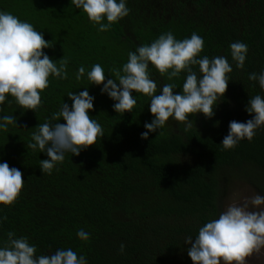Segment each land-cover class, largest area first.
I'll list each match as a JSON object with an SVG mask.
<instances>
[{
    "label": "trees",
    "instance_id": "obj_1",
    "mask_svg": "<svg viewBox=\"0 0 264 264\" xmlns=\"http://www.w3.org/2000/svg\"><path fill=\"white\" fill-rule=\"evenodd\" d=\"M126 5L128 16L101 32L71 0H0V12L32 24L49 41L43 51L50 59L58 66L62 57L69 61L67 79L50 76L35 111L21 108L11 95L0 105V120L16 118V126L0 129V163L19 169L24 180L18 200L0 204V247L13 232L14 238L27 237L37 255L70 248L87 264H192L185 238L195 239L200 227L219 218L233 181L264 196V127L233 149L221 144L231 121L243 123L254 115L245 111L248 101L264 98L258 81L248 78L264 72V0H126ZM169 31L177 40L198 34L204 40L199 58L223 56L233 71L211 118L189 116L190 129L169 118L141 139L144 124L154 119L151 98L133 92V110L116 113V101L101 92L103 84H90L87 72L100 64L105 83L117 79L111 69H122L129 52ZM236 41L248 46L243 69L231 58ZM80 66L85 75L77 80ZM148 71L157 95L166 83L182 94L187 73L169 80L151 64ZM193 71L201 76L198 65ZM85 88L94 97L89 115L104 136L78 156L65 153L63 163L44 173L40 160L48 157L28 147L32 134L45 122L64 123L51 121L52 115L63 103L71 108L69 92ZM80 229L89 233L87 241L78 238Z\"/></svg>",
    "mask_w": 264,
    "mask_h": 264
},
{
    "label": "clouds",
    "instance_id": "obj_2",
    "mask_svg": "<svg viewBox=\"0 0 264 264\" xmlns=\"http://www.w3.org/2000/svg\"><path fill=\"white\" fill-rule=\"evenodd\" d=\"M82 9L90 22L99 25L98 31H108L114 23L128 16L130 9L126 0H71ZM107 20V23L103 21ZM51 47L41 32L32 24L21 21L8 12H0V105L7 95L15 98L23 109L35 111L41 106V95L49 86V77L67 79L68 58L62 57L59 66L43 51ZM204 40L196 33L190 38L177 40L172 32L161 34L150 45L139 46L135 52L128 53L127 62L122 69L112 68L117 79H107L103 67L94 64L87 72L90 84L101 85L102 93L116 101V113L131 112L137 104L132 93L150 97L149 111L154 119L145 123L141 139H148L150 132L162 129L169 118L185 125L194 126L189 116L197 113L206 118L214 115V106L226 93L229 76L233 71L223 56L209 59L199 58ZM231 58L238 69H243L247 44L236 41L230 44ZM151 64L161 76L168 79L187 73L182 86V94H174L176 85L166 83L159 88L148 71ZM199 66L200 77L193 71ZM123 73V74H121ZM85 75V67L80 66L76 79ZM249 80L258 81L264 90V72L249 74ZM118 80V82H117ZM71 108L63 103L60 111L54 113L51 121L37 125L38 132L32 134L34 143L28 145L33 150L45 152L48 159L40 160V170L51 174L57 164L64 161L65 153L78 156L82 150L96 144L104 136L101 125L89 115L93 109L94 97L87 88L78 94L69 92ZM245 111L252 115L246 122L231 121L228 134L222 140L225 150L236 147L239 141H251L257 129L264 127V98L256 95L248 101ZM9 125L16 126V118L6 115L0 120V129L7 131ZM23 173L6 162L0 163V204L13 205L23 189ZM264 196L256 194L243 204L227 206L218 219L200 227L195 239L186 237L184 243L190 245L187 255L192 264H247L246 258L259 253L264 248ZM6 219V217L4 218ZM8 240L0 247V264H87L84 256H78L72 249H59L51 255H37V249L30 245L27 237L14 238L8 232ZM77 236L82 241L89 239V233L80 229ZM125 245L121 243L120 252Z\"/></svg>",
    "mask_w": 264,
    "mask_h": 264
},
{
    "label": "rangeland",
    "instance_id": "obj_3",
    "mask_svg": "<svg viewBox=\"0 0 264 264\" xmlns=\"http://www.w3.org/2000/svg\"><path fill=\"white\" fill-rule=\"evenodd\" d=\"M256 193L252 188L242 181H233L228 190L227 196L224 199V211L230 204L241 205L246 199H250L255 196ZM264 208V205L260 206ZM247 264H264V248L259 253H253L246 258ZM223 264V262H221Z\"/></svg>",
    "mask_w": 264,
    "mask_h": 264
}]
</instances>
